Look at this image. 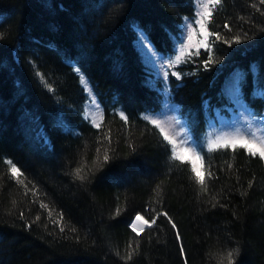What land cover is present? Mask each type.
<instances>
[{
	"label": "trees",
	"instance_id": "trees-1",
	"mask_svg": "<svg viewBox=\"0 0 264 264\" xmlns=\"http://www.w3.org/2000/svg\"><path fill=\"white\" fill-rule=\"evenodd\" d=\"M196 1L0 0V264H228V252L264 264V159L207 149L209 122L237 109L230 78L264 116V4L222 0L208 25L222 39L191 48L166 78L134 44L141 35L174 60ZM76 68L102 108L99 127L84 116ZM166 104L212 173L207 191L144 119ZM157 212L176 228L161 215L131 230L138 213Z\"/></svg>",
	"mask_w": 264,
	"mask_h": 264
},
{
	"label": "snow or ice",
	"instance_id": "snow-or-ice-1",
	"mask_svg": "<svg viewBox=\"0 0 264 264\" xmlns=\"http://www.w3.org/2000/svg\"><path fill=\"white\" fill-rule=\"evenodd\" d=\"M261 3L264 4V0H261ZM222 4V0H198V8L200 9L196 16L197 18L192 23H187L185 25V32L187 34V43L182 45L179 55L175 57L174 60H171L167 63L168 68H172L176 64L183 63L186 57V52H188L193 47V38L194 36L198 35L202 37L201 39L196 40L195 47L198 50L199 48L208 49L209 45L211 43H214V41L211 39L212 37L215 38V40H221L222 37L218 32H212L209 30L208 25L212 23V17L217 9L218 6ZM199 28V32H197V27ZM226 28L230 29V26L226 23L224 25ZM143 35V33H141ZM225 44H231L233 42L239 43L240 37H234L233 40H223ZM213 62L212 58L210 57L208 61L205 62V67H208V64ZM75 71L80 72L81 70L79 68H76ZM169 75V72L164 71L163 76L166 78ZM172 75H176L179 77V73H172ZM80 80L82 84H87L86 78L81 74ZM86 90L91 91V88H87ZM238 91V88H237ZM260 95H264V91H261L258 93ZM92 104H97V101L95 99H92ZM120 116L127 122V117L123 111L120 112ZM144 119L149 121L151 124H153L155 127H157L160 130V133L163 135V138L165 141H167L172 148V156L171 158L173 160L180 161L182 163H190L191 164V171L193 173L194 179L197 184L201 186V189L203 191H207V183L206 180L208 178H211L212 173L211 171H207L206 174L201 172L196 165V161L203 159V154L201 152H198L196 148L188 147L187 141L185 140H178L174 139L172 136H169V134L165 131V128L160 120L153 119L149 115H145ZM93 123L95 124L96 121L93 119ZM99 127V125H96ZM178 145L180 147H178ZM237 148H241L246 150V152L252 156L256 157L259 156L261 159H264V138L257 139L255 135L253 134V137L251 140L248 139L247 136H236V137H216L214 140L208 141L207 149L208 151H217L220 149H231L233 152L236 151ZM99 151V149L97 150ZM110 159L107 152H105L103 156V161H108ZM8 163L11 165L10 172L12 174V177L17 180V182L21 185H24L26 191L27 185L24 183L23 179H20V177L23 175V173L20 171V169L15 165L12 164L10 161ZM80 169H77V175L79 176ZM81 179H84V177H80ZM34 192V189L31 190ZM159 195V193H158ZM41 207H47V205L41 204ZM23 215V213H21ZM49 215H51V212H49ZM165 216L168 218L169 223H171L172 228H176V224L172 222L171 217L168 216L167 212H157L156 215L151 219V221L145 219V217L141 214H137L135 216L134 221L130 225V228L133 232L139 236L142 232L145 231L146 228H151L153 225L156 224L157 218L159 216ZM62 219V214H61ZM57 222V221H54ZM177 239H180L179 233L177 232ZM181 251L183 252V247L181 246ZM132 258V252H129L127 259ZM228 264H234L233 261V252H228L227 254Z\"/></svg>",
	"mask_w": 264,
	"mask_h": 264
},
{
	"label": "rangeland",
	"instance_id": "rangeland-1",
	"mask_svg": "<svg viewBox=\"0 0 264 264\" xmlns=\"http://www.w3.org/2000/svg\"><path fill=\"white\" fill-rule=\"evenodd\" d=\"M197 3V9L196 12H198L200 9L198 8V0ZM188 23V22H187ZM186 23V24H187ZM197 27V32H199V28ZM185 31V27H184ZM202 37L196 35L193 38V47H195V42L198 39H201ZM187 41V34L186 32L183 34V42L179 45V50L177 55H179V51L182 47V45L186 44ZM134 44L136 45L137 49L140 51L142 56L144 57V60L146 64L154 68L161 76H163V72L167 71V62L161 58L150 46V44L146 41V39L139 35L136 39ZM176 55V56H177ZM82 73L80 72V75ZM84 76V75H83ZM85 77V76H84ZM164 77V76H163ZM165 78V77H164ZM235 82L234 79L228 80V88H232L234 86ZM86 86V89L89 88L88 83L83 84ZM89 92V98L87 99V102L85 103V110H84V116L87 117L90 122L93 125H97L100 123L101 117H102V109L99 104H92V99H95L94 95ZM232 95L235 97V91L232 92ZM96 100V99H95ZM239 103V100L237 99V106L239 108V113L237 115H232L228 118H220V126L212 128L210 130L209 135V141L214 140L216 137H236V136H247L249 140L252 139L253 134L255 137L259 140L261 138H264V120L261 118H255L252 119L250 115L247 112V108L245 106ZM149 115L153 119L160 120L165 128V131L169 134V136H172L174 139L178 140H185L187 141V146L192 148V140L189 137L188 133L182 126L181 122L178 121L169 105L166 104L164 107V110L161 113L153 114V113H144L143 116ZM233 117V118H232ZM93 119H95L96 123H93ZM232 119V120H231ZM171 146V145H170ZM178 147H180L178 145ZM197 168L200 170L199 162L196 161ZM135 218H133L130 222V225L134 221Z\"/></svg>",
	"mask_w": 264,
	"mask_h": 264
}]
</instances>
